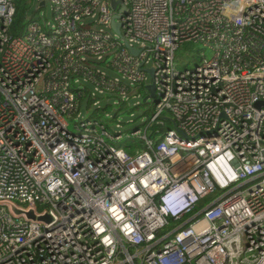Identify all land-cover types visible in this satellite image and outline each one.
Listing matches in <instances>:
<instances>
[{
	"label": "built area",
	"instance_id": "1",
	"mask_svg": "<svg viewBox=\"0 0 264 264\" xmlns=\"http://www.w3.org/2000/svg\"><path fill=\"white\" fill-rule=\"evenodd\" d=\"M42 1L0 0V202L54 219L0 203V264H264V0Z\"/></svg>",
	"mask_w": 264,
	"mask_h": 264
},
{
	"label": "rangeland",
	"instance_id": "2",
	"mask_svg": "<svg viewBox=\"0 0 264 264\" xmlns=\"http://www.w3.org/2000/svg\"><path fill=\"white\" fill-rule=\"evenodd\" d=\"M45 6L42 7V9L35 10L34 16H43L50 17L51 15V7L48 0H45ZM32 3H34V7L37 4V0H32ZM200 47V46H199ZM194 47H186L181 48L178 51L177 60L179 63V68H188L192 67L193 64L190 63V60L192 59V54H194ZM148 81H151L150 78H148ZM146 105L142 104L137 107H133L131 109H128L126 112H120L118 117L119 121L121 123V128L123 130H133L136 126H139L144 121L145 117L148 113L145 112ZM84 115L86 114L85 111L82 112Z\"/></svg>",
	"mask_w": 264,
	"mask_h": 264
},
{
	"label": "water",
	"instance_id": "3",
	"mask_svg": "<svg viewBox=\"0 0 264 264\" xmlns=\"http://www.w3.org/2000/svg\"><path fill=\"white\" fill-rule=\"evenodd\" d=\"M117 1L113 0L112 1V5L113 7H116L117 5ZM45 4V0L42 1V5ZM123 10H127V7H123ZM114 28L116 29V31L119 32V24L117 23H114ZM132 51L136 54L137 51L135 49L132 48ZM150 72L152 73V69H150ZM150 89H151V95L154 96L155 93H154V85H151L150 86ZM256 106L257 107H260V106H264V100L262 101H258L256 103ZM263 155H264V152H263ZM1 204H8L9 205V208L11 210V212L16 215V216H20V215H25V217L29 220H33V221H43V222H46V223H51L53 221V216L49 213H45V214H37L35 212L34 209L32 208H29V209H23L19 206H17L15 203H12V202H8V201H5V202H0Z\"/></svg>",
	"mask_w": 264,
	"mask_h": 264
},
{
	"label": "trees",
	"instance_id": "4",
	"mask_svg": "<svg viewBox=\"0 0 264 264\" xmlns=\"http://www.w3.org/2000/svg\"><path fill=\"white\" fill-rule=\"evenodd\" d=\"M15 4L16 13L10 28V33L12 35H19L26 24L27 15L32 11L33 4L32 0H15Z\"/></svg>",
	"mask_w": 264,
	"mask_h": 264
}]
</instances>
